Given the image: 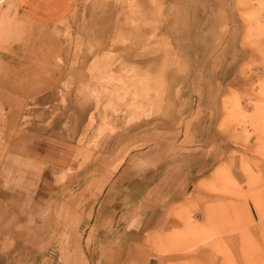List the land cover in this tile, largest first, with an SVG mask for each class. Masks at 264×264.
<instances>
[{
  "label": "rangeland",
  "instance_id": "374dc122",
  "mask_svg": "<svg viewBox=\"0 0 264 264\" xmlns=\"http://www.w3.org/2000/svg\"><path fill=\"white\" fill-rule=\"evenodd\" d=\"M0 1V73L28 97L0 152L40 147L23 161L61 183L137 136L218 120L227 154L173 212L177 228L146 243L160 264H264V0H54L41 24ZM54 143L74 151L52 164ZM27 233L0 238V264H122L114 252L79 254L47 222Z\"/></svg>",
  "mask_w": 264,
  "mask_h": 264
},
{
  "label": "crops",
  "instance_id": "0c3cea01",
  "mask_svg": "<svg viewBox=\"0 0 264 264\" xmlns=\"http://www.w3.org/2000/svg\"><path fill=\"white\" fill-rule=\"evenodd\" d=\"M14 2L35 23L55 18L56 8H50L54 0ZM0 63L5 67L4 59ZM4 70L0 73L3 146L11 112L28 107V97L6 85ZM218 125L209 117H189L178 134L137 136L120 155L108 159L98 154L82 167L67 168L61 183L58 177L37 179L41 167L25 162L36 157L40 147L30 153L23 147L14 153L2 150L0 238L26 237L27 229L43 221L50 224L51 237L68 232L79 254L114 252L123 255L122 264H132L133 256L144 254L150 255L144 264H160L147 239L177 228L180 221L173 212L186 205L193 187L224 159L226 137ZM54 144L48 150V157L55 158L52 164L74 151V145Z\"/></svg>",
  "mask_w": 264,
  "mask_h": 264
},
{
  "label": "bare ground",
  "instance_id": "6f19581e",
  "mask_svg": "<svg viewBox=\"0 0 264 264\" xmlns=\"http://www.w3.org/2000/svg\"><path fill=\"white\" fill-rule=\"evenodd\" d=\"M0 4H1V1H0ZM264 204V203H263ZM261 208V207H260ZM264 209V208H263ZM263 209H262V211H263Z\"/></svg>",
  "mask_w": 264,
  "mask_h": 264
}]
</instances>
